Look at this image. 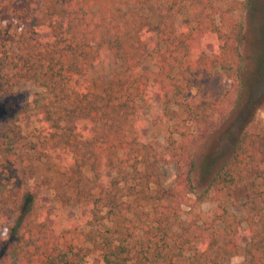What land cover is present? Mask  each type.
<instances>
[{
    "label": "trees",
    "instance_id": "16d2710c",
    "mask_svg": "<svg viewBox=\"0 0 264 264\" xmlns=\"http://www.w3.org/2000/svg\"><path fill=\"white\" fill-rule=\"evenodd\" d=\"M241 5L0 0V264H264V135L240 132L202 195L193 180L194 139L242 97ZM219 70L235 74L234 92L212 90ZM147 111L161 145L146 139ZM168 164L172 188L159 173ZM239 186L246 249L227 220Z\"/></svg>",
    "mask_w": 264,
    "mask_h": 264
},
{
    "label": "rangeland",
    "instance_id": "374dc122",
    "mask_svg": "<svg viewBox=\"0 0 264 264\" xmlns=\"http://www.w3.org/2000/svg\"><path fill=\"white\" fill-rule=\"evenodd\" d=\"M242 11L239 13L243 20L244 41L241 45V52L245 58L246 70L241 75L243 82L242 97L236 101V97L227 104L224 115L216 118L215 127L208 133L206 138L198 136L194 140L195 150V171L193 180L196 187V195H202L211 180L216 176L219 169L230 159L234 141L243 130H249L264 135V0H240ZM43 3H39V6ZM148 67L153 68L151 61L147 63ZM104 71H109V68ZM107 74H101L106 76ZM235 74L232 72L219 70L214 74L211 88L218 94L223 95L227 91L234 92L233 82ZM33 92L36 88H31ZM198 93L197 89L190 91L185 98V102L192 100ZM146 139L154 145H161L164 136L153 124L148 111L145 115ZM159 173L165 188H172L175 180V169L173 165H160ZM91 176L90 173H88ZM255 188L262 195L258 198V204L254 211L255 221L259 224L264 218V178L255 181ZM232 197L231 212L235 217L227 216V220L239 232V243L242 249L250 247L251 240L246 234L247 225L245 220L246 213L242 210L245 202V190L243 187H235L229 190ZM52 195L49 192L48 198ZM211 202V201H207ZM213 207L208 210H202V215L211 218L214 215L216 204L211 202ZM189 209L184 208L182 214L183 220H191L192 215L188 213ZM56 221L63 224L66 221L77 217L78 211L71 209L59 210ZM244 228L240 230L239 228ZM239 256H244L241 254ZM232 257L225 264H230Z\"/></svg>",
    "mask_w": 264,
    "mask_h": 264
},
{
    "label": "clouds",
    "instance_id": "9594fccd",
    "mask_svg": "<svg viewBox=\"0 0 264 264\" xmlns=\"http://www.w3.org/2000/svg\"><path fill=\"white\" fill-rule=\"evenodd\" d=\"M213 207L211 202H204L202 205V210L208 211ZM230 264H245V258L243 256H234L232 257Z\"/></svg>",
    "mask_w": 264,
    "mask_h": 264
}]
</instances>
